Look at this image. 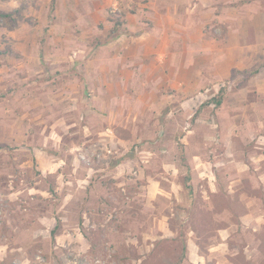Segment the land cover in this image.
<instances>
[{"label": "rangeland", "instance_id": "1", "mask_svg": "<svg viewBox=\"0 0 264 264\" xmlns=\"http://www.w3.org/2000/svg\"><path fill=\"white\" fill-rule=\"evenodd\" d=\"M131 14L143 23L137 32L155 17L147 0H0V176H17L16 193L0 200V264H164L181 243L187 257L180 264H264L263 138H245L225 155L207 151L212 165L206 169L194 158L203 139L184 138L186 147L181 140L196 112L176 128L166 118L169 108L157 105L155 114L128 126L117 119L115 134L106 130L102 111L90 112L95 93L118 89L103 86L113 64L99 69L97 54L106 48L100 57L107 60L114 52ZM157 57V67L169 64L167 56ZM135 73L136 80L147 78V71ZM64 82L90 113L81 118L66 109L59 93ZM139 86L120 90L172 95L168 86ZM206 125L219 124L211 117ZM86 128L92 133L85 135ZM253 129L264 133V126ZM33 152L40 155L34 161L27 157ZM171 238L176 241H163Z\"/></svg>", "mask_w": 264, "mask_h": 264}, {"label": "crops", "instance_id": "2", "mask_svg": "<svg viewBox=\"0 0 264 264\" xmlns=\"http://www.w3.org/2000/svg\"><path fill=\"white\" fill-rule=\"evenodd\" d=\"M260 2L261 0H147L149 7L155 11L154 18L148 17L151 25L144 23L146 28L137 32V28L143 26V23L136 18V14L129 15L126 30L117 38L114 52L107 55V60L100 57L106 48L97 54L99 69L110 70L113 64V71H109L112 74L109 78L104 77L103 86L118 89L112 92L109 89L108 93L104 89L95 93L87 102L91 107L90 112L102 111L99 114L109 120L110 127L106 130L112 134H115V129L112 128L117 119L125 121L128 126L130 119L145 117L148 112L155 114L157 105L165 104L169 108L166 118L176 128L182 125L179 124L180 118H189L196 112L195 126L187 129L181 140L193 136L203 139L201 150H196H203V155L196 152L194 158L199 159L197 166L203 165L206 169L212 165L207 151L219 149L221 155H225L237 150L238 143L240 145L248 137L251 139V136H258V139H264V133L256 134L253 129V125L264 126V10L260 9ZM157 55L167 56L169 64L162 66L163 68L157 67ZM137 70L147 71V78L136 80ZM74 82L72 85H79L78 81ZM34 84L35 82L31 86ZM154 84L155 87L152 86ZM129 85H140L155 91L168 86L172 95L158 98L153 92L147 91L144 95L135 96L120 90L122 87L125 90ZM67 88L68 85L64 82L59 92L63 94L62 104L68 106L66 109L78 113L81 118L90 113L87 108L84 110L86 113L82 111L84 107H88L86 104L84 106L83 97L73 94L75 91L68 93ZM176 92H182V95H175ZM219 92L220 95L214 99L215 93ZM28 98V103H32ZM31 98L35 96L31 95ZM27 108L30 110L29 106ZM25 115L30 116L27 113L22 118ZM211 117L218 121L216 128L206 125ZM239 119L243 120L244 126L238 122ZM33 120L34 117L32 123ZM106 130L99 129L97 134L102 135ZM84 133L88 135L92 132L86 128ZM212 140L214 142H211L213 144L210 147L209 141ZM182 143L185 145L183 147L189 145L187 140ZM27 149L30 151V146ZM31 150L35 151V147ZM30 155L33 161L40 156L33 152L27 154V157ZM214 157L215 162L221 160L217 159V154ZM13 158L17 163V157ZM41 159L43 160V156ZM27 165H30V159ZM45 171L42 170V174ZM13 174L4 173L0 176L1 201L11 199L16 193L12 183L17 176ZM66 182L70 181L67 179ZM150 182L151 188L157 190L159 181L155 179ZM31 189L35 190V187ZM2 211H5L4 223L7 225L11 221L8 209L2 208ZM5 246L8 247L6 244Z\"/></svg>", "mask_w": 264, "mask_h": 264}, {"label": "trees", "instance_id": "3", "mask_svg": "<svg viewBox=\"0 0 264 264\" xmlns=\"http://www.w3.org/2000/svg\"><path fill=\"white\" fill-rule=\"evenodd\" d=\"M190 187V185H189ZM58 224H59V220L56 221V224L54 226V228L51 230V234L52 236L54 237L55 234H56V230H57V227H58ZM165 243H168V242H175L176 239L174 238H171V239H166V240H163ZM162 243V240L161 241H158L155 246H157L158 244ZM186 251H187V244L186 243H181L180 245V248L178 249H175L173 248V250L171 249V251L169 252V255H166L164 258H163V263L164 264H180L184 261V259L187 257V254H186ZM263 261H260L258 264H262Z\"/></svg>", "mask_w": 264, "mask_h": 264}]
</instances>
